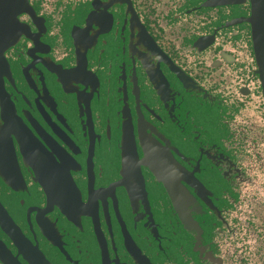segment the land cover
Wrapping results in <instances>:
<instances>
[{
	"label": "flooded vegetation",
	"instance_id": "flooded-vegetation-1",
	"mask_svg": "<svg viewBox=\"0 0 264 264\" xmlns=\"http://www.w3.org/2000/svg\"><path fill=\"white\" fill-rule=\"evenodd\" d=\"M110 2L31 0L14 106L74 197L0 151V264H264V0Z\"/></svg>",
	"mask_w": 264,
	"mask_h": 264
},
{
	"label": "water",
	"instance_id": "water-1",
	"mask_svg": "<svg viewBox=\"0 0 264 264\" xmlns=\"http://www.w3.org/2000/svg\"><path fill=\"white\" fill-rule=\"evenodd\" d=\"M113 1L111 0L109 6L112 5ZM125 3V7L130 9L129 15L132 16L130 19L137 22L130 0H126ZM34 14L35 10L31 0H0V151L7 153L6 160L9 161V163L3 162L2 164H8L12 167L15 176L21 175L18 160L21 161L23 166L29 164L35 166L38 179L41 181V178H44L42 187L49 198L60 202L62 205H69L73 198L69 197L72 195L70 191L72 187L68 178L66 176L64 178V174H61L63 169L55 168V161L51 154L42 149L39 141L33 139L31 132L16 114V107L14 106L16 96L22 94L20 92L21 84L31 88L35 84V79H37L39 85L42 88L44 87L41 72L36 67L39 63L38 59L33 57L28 59V75L24 64L20 61L22 55L26 57L27 50L23 49L25 37L30 40L34 39L32 50L37 49L38 40L34 35L28 33L30 29H28L24 20L25 17L31 18ZM127 14L128 11H126ZM148 42L149 44L133 45V48L138 53L140 51V59L148 67L147 74L153 77L152 80L156 81L157 84L160 83V78L164 82L166 80L159 70V63H163L172 74H176L180 81L182 78L184 80V73L182 74L169 58L163 57L164 54L155 46L153 41L148 40ZM149 46L155 49L156 55H158L156 69L152 64L153 56L150 60L148 56L144 57L141 53ZM159 56L162 58H159ZM57 68L55 69L57 70ZM61 70L58 71L63 72V68ZM67 77L68 75L65 79ZM7 133H13L16 136L18 159L12 142L7 137H3ZM46 142L55 146L53 141ZM55 149V147L52 148L53 151Z\"/></svg>",
	"mask_w": 264,
	"mask_h": 264
}]
</instances>
